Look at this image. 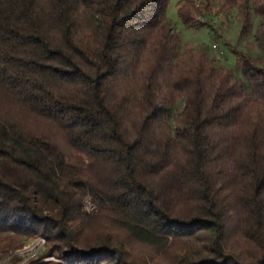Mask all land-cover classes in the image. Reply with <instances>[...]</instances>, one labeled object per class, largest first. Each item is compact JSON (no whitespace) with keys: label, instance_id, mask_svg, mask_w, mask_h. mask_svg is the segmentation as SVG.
Wrapping results in <instances>:
<instances>
[{"label":"trees","instance_id":"trees-1","mask_svg":"<svg viewBox=\"0 0 264 264\" xmlns=\"http://www.w3.org/2000/svg\"><path fill=\"white\" fill-rule=\"evenodd\" d=\"M167 2L0 0L10 245L39 236L49 264H264V0L176 1L187 26L235 9L240 38L260 19L241 78L180 47Z\"/></svg>","mask_w":264,"mask_h":264},{"label":"rangeland","instance_id":"rangeland-1","mask_svg":"<svg viewBox=\"0 0 264 264\" xmlns=\"http://www.w3.org/2000/svg\"><path fill=\"white\" fill-rule=\"evenodd\" d=\"M176 1L168 0L165 16L171 31L179 38L180 47L190 45L196 49H203L213 59L217 68H229L237 78H241L237 56L242 52L250 54L253 58L260 55L258 41L255 38L260 19L255 18L248 37L240 38L241 21L235 9L216 16L205 13L200 19L203 24L187 26L177 17ZM181 107L182 102L178 101L170 109L178 112ZM170 126L172 128L171 122ZM5 236L7 235L0 234V264H49L52 261L44 256V241L42 244L36 243L39 236L17 238L16 242L20 243L18 246L10 245Z\"/></svg>","mask_w":264,"mask_h":264},{"label":"built area","instance_id":"built-area-1","mask_svg":"<svg viewBox=\"0 0 264 264\" xmlns=\"http://www.w3.org/2000/svg\"><path fill=\"white\" fill-rule=\"evenodd\" d=\"M83 207H84V209L86 211H90L93 208V205H92V203L90 202L89 199H85L84 200V203H83ZM36 243H41L42 244L43 243V239L40 238V237H38L36 239ZM45 258L48 259V260H52L50 262H60L58 259H56V258H54L52 256H48V257H45Z\"/></svg>","mask_w":264,"mask_h":264}]
</instances>
